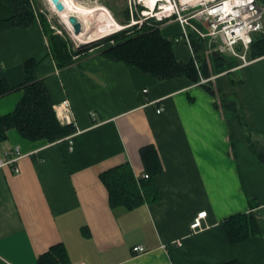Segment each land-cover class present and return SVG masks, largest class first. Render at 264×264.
<instances>
[{
  "label": "crops",
  "instance_id": "1",
  "mask_svg": "<svg viewBox=\"0 0 264 264\" xmlns=\"http://www.w3.org/2000/svg\"><path fill=\"white\" fill-rule=\"evenodd\" d=\"M13 15L11 1L0 0V80L21 85L26 61L38 59L34 76L45 82L54 106L70 100L76 131L49 142L11 129L0 141V157H11L16 147L22 154L0 166V264H39L59 244L65 264H264V163L258 155L264 154V55H247L248 64L241 60L231 73L210 78L241 108L245 124L236 128L233 144L218 99L200 81H161L98 49L59 67L39 19L18 26ZM161 31L172 38L183 27L173 21ZM175 51L183 62L194 58L184 38ZM23 94L0 95V114L12 112ZM147 146L156 148L163 167L152 176L159 197L112 208L101 174L130 164L147 183L141 155ZM252 202H258L260 233L233 245L223 221L248 212ZM203 210L205 226L193 232L191 222ZM137 245L145 250L134 251Z\"/></svg>",
  "mask_w": 264,
  "mask_h": 264
},
{
  "label": "trees",
  "instance_id": "2",
  "mask_svg": "<svg viewBox=\"0 0 264 264\" xmlns=\"http://www.w3.org/2000/svg\"><path fill=\"white\" fill-rule=\"evenodd\" d=\"M10 1L14 8L12 21L15 25L27 26L37 19L33 0ZM122 13L125 18L124 23H130L129 9L123 8ZM39 22L59 67L73 64L75 58L82 52L98 49L107 58L124 62L128 66H135L161 81L186 77L193 82H199L202 76L211 78L224 71L231 73V69L238 66L241 61L240 58L219 50L209 55L203 54L202 50L207 48L208 39L201 38L191 32L196 60L193 58L189 62H183L179 60L175 51L178 36L166 37L160 26L146 23L141 26L134 24L118 30L110 36L97 40L86 49H74L69 38L55 32L44 15L40 14ZM247 55L250 59L264 55V32L253 35ZM38 62L39 60L36 58L26 61V79L21 85L11 86L6 80H0V95H6L16 89H22L24 92L22 99L12 112L0 114V141L7 138L11 129L18 130L23 137L31 141L47 140L49 142L68 138L76 131L74 124H63L59 120L45 82L34 76ZM202 84L219 100V102L217 100V106L225 116L234 144L236 128L245 124L239 103L234 98L219 93L218 85L214 80L209 79ZM141 155L149 174L147 183H142L141 179H137L130 164L118 165L101 174V178L109 190L112 208L131 209L141 204L145 198L156 200L159 197L152 181V176L163 169L158 152L154 146H147L142 149ZM258 155L260 161L264 163V154L258 152ZM252 203L251 210L248 212L235 214L223 221L229 240L233 245L260 233L254 211L258 202ZM66 262L67 252L61 244L51 247L39 258V264H65ZM223 264L239 263L232 260Z\"/></svg>",
  "mask_w": 264,
  "mask_h": 264
},
{
  "label": "built area",
  "instance_id": "3",
  "mask_svg": "<svg viewBox=\"0 0 264 264\" xmlns=\"http://www.w3.org/2000/svg\"><path fill=\"white\" fill-rule=\"evenodd\" d=\"M49 1L55 10L53 1ZM128 9L132 20L124 27L134 24L141 26L144 23L162 27L178 21L183 27V32L177 37V41L184 38L194 58L191 32L208 39L210 47L217 46L219 51L240 58L243 61L242 65L249 63L247 53L253 35L264 32V0H128ZM196 64L198 66L197 61ZM209 79L202 76L200 83H205ZM163 109L160 107L158 112ZM55 111L63 124H74L69 99H63L57 104ZM72 137L73 135L68 138ZM21 156L19 147H16L15 154L11 157H0V166L14 163ZM15 171L18 172L19 168L15 167ZM143 177L148 178L149 174L146 173ZM206 216L207 211L203 210L193 218L190 225L193 232L204 228ZM176 243L181 244L180 241ZM162 247L166 248V245L163 244ZM133 249L139 252L145 250L142 245L134 246Z\"/></svg>",
  "mask_w": 264,
  "mask_h": 264
},
{
  "label": "rangeland",
  "instance_id": "4",
  "mask_svg": "<svg viewBox=\"0 0 264 264\" xmlns=\"http://www.w3.org/2000/svg\"><path fill=\"white\" fill-rule=\"evenodd\" d=\"M73 1L77 2L80 5V7H84L82 9L86 10L90 14H86V12H82L80 14V12H77L76 9H72L70 5L68 9L72 11L71 12L72 14H79V16L83 19V21H85L87 17L88 18L87 21H89L88 23L91 26V29H94V27H96V23H95L96 20L102 19L103 16L101 17V15L104 14V11H102L101 9L103 7H106L110 11L114 19L118 21L122 26L123 25L127 26L129 24V22L126 21H125L126 23H124L125 18L123 17V13H122L123 8L124 9L128 8V0H73ZM33 6L36 10L37 18L39 19L40 14L44 15L47 18V21L50 24L51 28L55 30V32L63 36L66 35L69 38V40L72 42V44L75 47L74 49H86L92 44L96 43L97 40H99V39H95L93 41L91 40L90 42L85 43L81 39L76 38L72 34L70 28L62 21L60 15L51 7L49 0H33ZM87 9H92V13ZM131 20H132V16H131ZM101 38L104 37H100V39ZM207 48L205 50H202L203 54L205 55H209L212 52L219 50V47L217 46L210 48L209 44L207 45Z\"/></svg>",
  "mask_w": 264,
  "mask_h": 264
},
{
  "label": "bare ground",
  "instance_id": "5",
  "mask_svg": "<svg viewBox=\"0 0 264 264\" xmlns=\"http://www.w3.org/2000/svg\"><path fill=\"white\" fill-rule=\"evenodd\" d=\"M63 1L65 2V4H67V9L69 8V5H70L72 9H76L77 12H80V14L82 12H86V14H90L86 10L82 9L84 7H80V5L73 0H63ZM87 10H89L92 13V9H87ZM101 10L104 11V14L101 15V17L103 16L102 19L96 20L95 22L96 27H94V29H91V26L88 23L89 21H87L88 18L86 17L85 21H83L85 25V27L83 28V32L81 34H77L75 32V27L71 22V16L73 15L71 13L72 11L68 9L65 12H60L57 8L55 9V11L62 18V21L70 28V30L72 31V34L76 38L81 39L85 43L90 42L91 40L93 41L95 39H100V37L111 35L115 33L116 31L124 28V26H122L119 22H117L114 19V17L111 15L110 11L106 7H103Z\"/></svg>",
  "mask_w": 264,
  "mask_h": 264
},
{
  "label": "water",
  "instance_id": "6",
  "mask_svg": "<svg viewBox=\"0 0 264 264\" xmlns=\"http://www.w3.org/2000/svg\"><path fill=\"white\" fill-rule=\"evenodd\" d=\"M53 3L55 4L56 8L60 11V12H65L67 11V5L65 4V2L63 0H52ZM71 22L75 27V32L77 34H81L83 32V28H84V22L83 19L81 17H79V15L77 14H73L71 16Z\"/></svg>",
  "mask_w": 264,
  "mask_h": 264
}]
</instances>
